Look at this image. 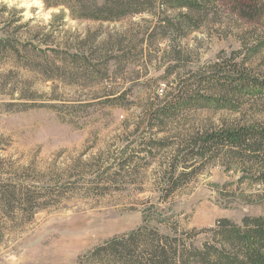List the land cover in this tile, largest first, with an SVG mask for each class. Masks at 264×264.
Listing matches in <instances>:
<instances>
[{
  "label": "rangeland",
  "instance_id": "374dc122",
  "mask_svg": "<svg viewBox=\"0 0 264 264\" xmlns=\"http://www.w3.org/2000/svg\"><path fill=\"white\" fill-rule=\"evenodd\" d=\"M202 8L192 21L195 30L157 39L143 55L123 61L114 80L53 74L46 81L24 55L0 54V191L28 188L46 204L26 221L17 205L14 212L0 209V264H77L96 245L141 226L144 212L156 207L186 231L212 228L224 218L239 223L247 215H264V204L219 194L224 185L247 194L260 187L240 183L243 174L221 163L193 174L169 198L160 192L172 157L168 147L189 130L264 119L248 105L242 112L212 106L145 130L144 114L155 95L194 84L218 59L246 60L247 67L264 72V0H213ZM59 12L40 0H0V29L16 30L22 43L74 45L88 31H122L149 19L146 14L103 24L53 19ZM112 92L126 95L114 103ZM156 133L163 141L150 154L141 153L139 143Z\"/></svg>",
  "mask_w": 264,
  "mask_h": 264
},
{
  "label": "trees",
  "instance_id": "16d2710c",
  "mask_svg": "<svg viewBox=\"0 0 264 264\" xmlns=\"http://www.w3.org/2000/svg\"><path fill=\"white\" fill-rule=\"evenodd\" d=\"M40 1L46 9H60L53 19L69 16L76 21L103 24L123 22L144 14L149 18H142L132 23V28L122 31L104 34L101 28L88 31L74 45L51 42L39 46L32 39L22 43L16 30L0 29V54L15 58L24 55L27 65L35 67L50 81L53 74L77 80H114L123 61L143 55L157 39L164 40L171 32L195 30L197 25H192L193 18L213 0ZM159 4L164 9L160 10ZM170 10L177 12L176 15L170 16ZM145 42L150 43L149 46H143ZM260 44L257 43L255 53ZM199 74L201 79L194 84H179L175 93L155 95L144 114L146 131L165 125V121L182 112L212 106L242 112L248 105L256 116L264 118V72L255 71L247 67L246 60L238 62L233 57L218 59ZM125 95L109 94L114 103ZM201 100L203 105L199 103ZM157 134L139 143L141 153L150 154L157 149L156 144L163 141ZM129 147L127 144L125 149ZM168 148L172 157L159 182L164 199L179 191L193 174H198L208 164L221 163L227 171L243 174L240 183L250 181L252 186H260L255 193L247 194L239 189L229 191L231 187L224 185L218 191L221 196L234 197L246 205L264 204V119L189 130L180 143ZM30 192L28 188L0 191V209L14 212L17 205L24 221L32 218L45 209L46 204ZM161 211L159 207L153 212L146 210L141 226L96 245L81 255L77 264H264V215H247L239 223L224 218L212 228L186 231L171 225ZM201 235L203 239L199 238Z\"/></svg>",
  "mask_w": 264,
  "mask_h": 264
}]
</instances>
